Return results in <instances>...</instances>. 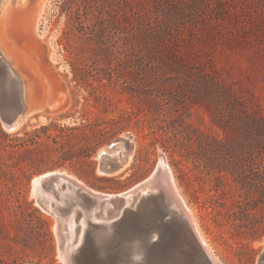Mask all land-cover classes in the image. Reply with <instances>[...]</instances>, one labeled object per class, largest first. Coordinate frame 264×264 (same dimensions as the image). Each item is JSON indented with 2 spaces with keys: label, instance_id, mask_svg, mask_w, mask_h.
<instances>
[{
  "label": "rangeland",
  "instance_id": "1",
  "mask_svg": "<svg viewBox=\"0 0 264 264\" xmlns=\"http://www.w3.org/2000/svg\"><path fill=\"white\" fill-rule=\"evenodd\" d=\"M0 19V48L36 109L14 132L0 120V264H63L55 219L31 195L38 175L64 172L116 194L160 158L220 263L258 264L264 235L238 227V192L216 188L212 169L231 164L234 145L239 170L264 193V151L226 90L264 114V0H19ZM143 54L157 65L129 64ZM213 113L228 127L223 150L152 122L180 114L222 138ZM117 143L130 154L125 171L99 174V154Z\"/></svg>",
  "mask_w": 264,
  "mask_h": 264
},
{
  "label": "water",
  "instance_id": "2",
  "mask_svg": "<svg viewBox=\"0 0 264 264\" xmlns=\"http://www.w3.org/2000/svg\"><path fill=\"white\" fill-rule=\"evenodd\" d=\"M35 110L26 102L20 74L0 52L3 128L17 129ZM129 155L122 151L121 143L110 145L99 154L98 171L104 176L125 171ZM173 179L170 167L162 164L133 187L109 194L93 191L64 172L49 171L31 181V192L40 209L55 219L63 264H219L199 237ZM46 194L54 195L64 206ZM71 203L78 215L84 210L89 218L78 242L75 227L74 246L67 253L65 220ZM258 264H264V246Z\"/></svg>",
  "mask_w": 264,
  "mask_h": 264
},
{
  "label": "trees",
  "instance_id": "3",
  "mask_svg": "<svg viewBox=\"0 0 264 264\" xmlns=\"http://www.w3.org/2000/svg\"><path fill=\"white\" fill-rule=\"evenodd\" d=\"M96 36H99L98 34ZM182 58V54L176 56ZM129 64L131 62L132 67H142V63L146 64V68H151L152 66L157 65L154 63V59L142 55L140 63L135 60H128ZM181 64L183 60H180ZM184 66V65H183ZM215 85L219 84L218 80H215ZM228 96L236 104V111L240 112L247 119V121L254 124L253 129L256 133L255 147L259 151L258 153L264 151V114L262 113L258 104H247L248 101H245L236 95H234L229 88H226ZM147 112H150V108H146ZM151 113V112H150ZM216 118L220 124H217L225 132V136L222 138L213 137L199 129H189L190 126L184 121L182 115L177 114L174 117L160 118V115L157 114L153 117L152 122L157 123V127L161 131H165L166 127L174 129V127H181L183 130H186V137L189 141L197 143L199 147H202L204 150L210 149L212 146H215L218 150H223L229 138L226 130L228 127L222 124L221 118L213 113L211 114ZM237 152L236 146H231V157L232 162L229 166H217L212 169V174L214 180L217 181L216 188H223L227 186L230 189H236L238 192V199L236 200L237 211L234 213V216L240 221L238 227L245 228L248 232V235L251 237H258L264 235V193L259 190L260 182L262 180H255L249 178L247 175H243L239 167L237 166V159L235 153ZM262 160V158H259ZM174 161V160H172ZM176 163V161H174ZM232 181V184L230 183ZM264 187V186H263ZM222 191V190H221ZM35 211V210H34Z\"/></svg>",
  "mask_w": 264,
  "mask_h": 264
},
{
  "label": "bare ground",
  "instance_id": "4",
  "mask_svg": "<svg viewBox=\"0 0 264 264\" xmlns=\"http://www.w3.org/2000/svg\"><path fill=\"white\" fill-rule=\"evenodd\" d=\"M19 0H0V12H2V10H4V8H5V6H7L9 3H12V2H14V3H16V2H18ZM6 19V18H5ZM4 20V19H3ZM6 21V20H5ZM3 23H4V21H3ZM3 23L1 22V19H0V33H1V30H2V27H3ZM5 25V24H4ZM4 28V27H3ZM0 37H2L1 35H0ZM1 39V38H0ZM3 39H4V36H3ZM3 42H5V41H3ZM0 43H1V41H0ZM5 47V46H4ZM8 51V50H7ZM0 52H1V54L4 56V58H6L7 59V61L9 62V64H10V59H8L7 58V56H6V54H5V51L3 50V49H1L0 48ZM13 53V52H12ZM9 55V54H8ZM11 56V55H10ZM13 57V56H12ZM15 59V58H14ZM10 66H11V64H10ZM12 68V67H11ZM14 69V68H13ZM15 70V69H14ZM22 78V77H21ZM27 84L24 82V97H25V99H26V102H27V104H28V106H29V109H31V110H35L34 109V105L32 104V102L30 101V98H29V94L30 93H28L27 92ZM29 91H30V89H29ZM28 116H26L22 121H21V123H20V125L18 126V128L17 129H12V130H9V129H7L5 126V130H7V131H12V132H14V131H16V130H18L23 124H24V122L26 121V120H28V119H31V117L30 118H27ZM104 150H102V152H103ZM162 164H166V162H164L161 158L159 159V161H158V163H157V166H160V165H162ZM167 165V164H166ZM56 172H59V171H56ZM98 173L99 174H102L101 172H99L98 171ZM36 179V177L32 180V183L34 182V180ZM77 180V179H76ZM174 180V179H173ZM78 181V180H77ZM79 183H81L82 185H84L82 182H80L79 181ZM176 186V185H175ZM87 187V186H86ZM176 189H177V187H176ZM92 190V189H91ZM94 191V190H93ZM177 191H178V193H179V190L177 189ZM32 196H33V194H31ZM47 195V194H46ZM179 195H180V193H179ZM49 198H54L55 199V201H58L57 199H56V197L54 196V195H52V194H48L47 195ZM181 196V195H180ZM182 197V196H181ZM183 199V198H182ZM65 200H66V196H65ZM183 201H184V199H183ZM58 206H64V203L63 202H55ZM184 204H185V207H186V209H187V211H188V214H189V216H190V218H191V221H192V223H193V225H194V227H195V229H196V231H197V233H198V235H199V237L201 238V240H202V242L204 243V245H205V247H206V249L208 250V252L210 253V255L214 258V260L217 262V263H219V264H221L220 263V261L217 259V257L213 254V252H212V249H211V247L209 246V244L207 243V241L205 240V238L203 237V235H202V233H201V231H200V229H199V227H198V224L196 223V220H195V218H194V216L192 215V213H191V211H190V209H189V207H187V205H186V203H185V201H184ZM70 205V210H69V216L68 217H66L67 219L65 220V226H66V228H65V230H66V234H67V240H66V242H65V251L67 252V253H70L71 252V250H72V247L74 246V244H72V241H73V236H74V229H75V227L77 228V230H78V233H77V241L76 242H78L79 241V239H80V235H81V231H82V228H84L85 226H86V222H87V220H88V216H87V213H85V211L84 210H82V212H83V215H78L77 213H76V207L74 206V204H69ZM91 217H92V219H95V212L94 211H92V215H91ZM55 231H56V228L54 227V233H55Z\"/></svg>",
  "mask_w": 264,
  "mask_h": 264
}]
</instances>
